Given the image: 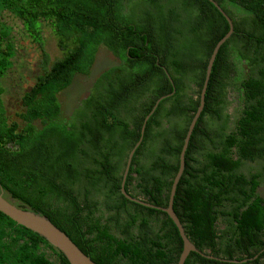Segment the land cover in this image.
I'll use <instances>...</instances> for the list:
<instances>
[{"label":"trees","instance_id":"trees-1","mask_svg":"<svg viewBox=\"0 0 264 264\" xmlns=\"http://www.w3.org/2000/svg\"><path fill=\"white\" fill-rule=\"evenodd\" d=\"M216 1L234 32L214 61L173 207L212 256L191 251L184 264H264V0ZM5 14L42 53L43 71L24 94L23 125L1 108L2 79L20 55ZM47 28L60 50L55 59L45 48ZM229 28L211 0H0V191L46 215L98 264H177L183 240L160 207L169 203L209 59ZM101 46L120 61L97 76L69 120L59 93L77 73L90 74ZM232 78L241 110L230 126ZM163 95L125 181L146 205L121 185L145 117ZM258 160L260 168L243 171ZM0 264L71 263L0 210Z\"/></svg>","mask_w":264,"mask_h":264},{"label":"rangeland","instance_id":"rangeland-1","mask_svg":"<svg viewBox=\"0 0 264 264\" xmlns=\"http://www.w3.org/2000/svg\"><path fill=\"white\" fill-rule=\"evenodd\" d=\"M6 21L13 26L12 39L16 46H18L19 58L15 61L14 67L11 69L13 71L9 78L5 80V86L9 84L13 85V80H16L18 83L21 81L23 84L30 88L38 74L43 71L41 66L42 53L40 51L39 45L32 42L29 38H26V32L23 28V24L20 20L14 18L12 15H5ZM44 43L45 48L50 52L52 59H55L58 56H61L60 50L57 45V39L53 35L50 29H44ZM43 39V38H42ZM118 57L113 55L109 50L104 46H101L96 54L95 62L91 68V72L88 75L77 73L73 79L72 84L59 93V100L62 104L63 117L69 118L74 111L81 106V101L84 97L88 96L93 90V84L97 76L108 67L119 63ZM243 67L244 64H242ZM23 74V76H20ZM236 72L233 73L235 78ZM232 78L229 85L228 93V103L225 108V112L230 115L229 125L234 124L235 119L238 117L241 110V100L239 91L237 90L236 80ZM12 88V87H11ZM11 92L4 96V99L8 101L11 100V107L8 108L11 114H14L15 109L19 110L16 100L19 99V92H16L14 89H11ZM196 96V95H195ZM13 101V102H12ZM8 112V113H9ZM262 161L247 162L243 166V171L249 172L250 170H256L260 168ZM258 192L264 197V183H262Z\"/></svg>","mask_w":264,"mask_h":264},{"label":"water","instance_id":"water-1","mask_svg":"<svg viewBox=\"0 0 264 264\" xmlns=\"http://www.w3.org/2000/svg\"><path fill=\"white\" fill-rule=\"evenodd\" d=\"M218 8L219 10L225 15L227 18L230 28L228 32L217 42V44L214 47V50L212 52V55L209 59L208 65H207V70H206V76L204 80L203 87L201 89V97H200V103L199 106L191 120V123L189 125L187 134L185 136L184 144L181 150L180 154V164H179V169L177 171V174L174 177L172 188H171V193H170V199L168 206L166 207H160L164 211H166L169 216L174 220L175 224L177 225L180 235L183 240V249L182 252L179 256V259L177 261V264H184L189 253L191 251H197L202 253L203 255L206 256H211L207 255L201 250L197 248V246L194 244V242L189 238L187 235L185 228L183 226V223L181 222L180 218L178 217L177 213L174 210L173 203H174V195L176 192V188L178 185V182L183 174L184 168H185V154L186 150L189 145V141L191 138V135L193 133V130L195 128V125L204 109L205 106V95L207 91V87L209 84L211 72L213 69V64L216 59V56L219 52V49L221 45L231 36V34L234 32V24L231 19V17L223 10V8L218 4L216 0H211ZM166 95L161 96L160 98L157 99L156 103L154 104L152 110L150 111L149 114L145 117L143 126H142V133L140 139L137 141L135 146L131 149L127 164L125 167L124 175H123V180H122V192L130 199L144 203L146 205H152L151 203L145 202L142 199H139L135 196H132L125 190V181L127 174L129 172V168L131 165V161L133 158V155L135 153L136 148L139 146L141 143L144 132H145V126L147 123L148 118L150 115L154 112L156 107L158 106L159 102L161 99H163ZM154 206V205H153ZM0 210L10 216L13 220L18 222L19 224H22L36 232H38L40 235L44 236L49 242H51L54 246L59 248L68 258L71 264H98L95 262L88 254H86L72 239L71 237L60 227H58L55 223H53L46 215H43L41 213H38L36 211L22 208L17 206L13 201L10 199L6 198L4 196L3 190L0 191ZM212 257V256H211ZM246 260V259H244ZM243 260V261H244ZM238 261V260H234Z\"/></svg>","mask_w":264,"mask_h":264},{"label":"flooded vegetation","instance_id":"flooded-vegetation-1","mask_svg":"<svg viewBox=\"0 0 264 264\" xmlns=\"http://www.w3.org/2000/svg\"><path fill=\"white\" fill-rule=\"evenodd\" d=\"M6 15V14H5ZM4 21H6L5 16L3 18ZM6 23H8L6 21ZM9 24V23H8ZM11 25V24H10ZM12 68H10V70L7 72L6 78L3 80V85H4V92L2 93L1 97H2V105L1 108L3 109V111L5 112L6 116L9 118L10 121H18L21 125H23L25 123V121L22 119V113H24L26 111V104L24 101V94L27 92V90L29 88H27L23 82L21 81L20 83H18L16 80H13V85H8L7 87L5 86V80L9 78V75L13 72L11 71ZM20 76H23V74H20ZM34 85V84H33ZM32 85V86H33ZM12 87V88H11ZM11 89H14L16 92H19V99L16 100L17 106L19 107V110L15 109L14 114H11L8 110L9 107H11L10 105H8L9 103H11V100L9 99L8 101H6L4 99V96L9 94L11 92ZM13 102V101H12ZM9 112V113H8ZM75 113V111L72 113V115ZM72 115L68 118L69 120H72Z\"/></svg>","mask_w":264,"mask_h":264}]
</instances>
